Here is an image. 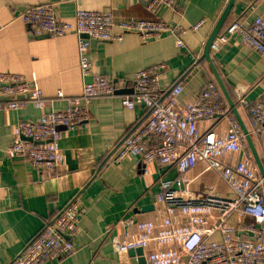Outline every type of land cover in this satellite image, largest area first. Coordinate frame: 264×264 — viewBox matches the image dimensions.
<instances>
[{"label":"crops","instance_id":"obj_1","mask_svg":"<svg viewBox=\"0 0 264 264\" xmlns=\"http://www.w3.org/2000/svg\"><path fill=\"white\" fill-rule=\"evenodd\" d=\"M227 1L175 0L173 8L150 11L145 0H0V72L20 74L33 81L43 93L46 103L42 111L46 113L65 110L68 99L81 93L83 79L78 69L77 38L73 32L59 37L34 35L30 27L16 17L24 8L51 3L59 19L66 22L74 20L76 4L91 11H110L115 22L160 19L188 25L206 19L198 32L182 37L183 47H178L176 37L170 34L148 42H142L134 32L124 33L120 40H90L88 55L93 71L113 80L117 92L92 98L88 120L75 129L61 130L59 146L65 169L62 174L42 178L23 158L7 159L3 154L12 141V127L20 120L38 118L42 111L26 99L19 108L0 111V264H10L75 196L86 212L72 239L73 252L60 260L41 264H142L143 251L141 255H130L113 249V238H121L124 232L117 225L128 216L153 218L158 207L159 182L173 181L177 172L172 167L151 164L145 174L138 157L119 163L111 161L123 139L144 114V108L126 109L120 101L122 95H132L136 71L156 64L166 65L158 74L159 82L164 87L182 83L183 97L201 91L207 82L215 83L220 89L215 71L253 141L247 127L254 132L251 116L247 109L236 105L234 87H248L247 97L252 102L264 98V63L259 53L243 45L238 37L231 36L218 50H210L209 59L203 55L206 39ZM262 14L264 0H234L219 33L235 19L251 21ZM224 101L228 106L225 98ZM214 127L225 133L229 128L228 120L215 118L200 124L201 129ZM242 137L255 164L244 135ZM258 139L262 148L259 157L264 165L259 135ZM205 167L204 163H198L190 171L192 182L187 186L190 193L227 197L228 188L219 174ZM149 205L152 208L144 210ZM245 221L252 219L247 217ZM210 238L219 240L220 235L215 233Z\"/></svg>","mask_w":264,"mask_h":264},{"label":"built area","instance_id":"obj_2","mask_svg":"<svg viewBox=\"0 0 264 264\" xmlns=\"http://www.w3.org/2000/svg\"><path fill=\"white\" fill-rule=\"evenodd\" d=\"M145 1L150 11L175 5V0ZM16 17L34 35L59 37L73 32L77 38L83 85L78 97L68 99L65 110L43 112L46 101L33 81L20 74L0 72V111L21 107L23 99L42 111L38 118L20 120L12 127V141L3 154L7 159L23 158L42 178L65 171L59 146L61 130L75 129L87 121L91 99L111 95L117 89L113 80L93 71L88 55L91 39L120 40L124 33L134 32L142 42H148L170 34L176 37L177 46L183 47L182 37L198 32L206 23L205 18L188 25L160 19L115 22L110 11H91L80 4H76L74 20L66 22L59 19L51 3L28 6ZM231 36L258 52L264 63V14L251 21H231L210 49L218 50ZM165 69L161 63L134 73L133 93L122 95L120 101L126 109L144 108V114L111 161L138 157L145 174L149 165L156 164L174 168L177 176L173 181L159 182L153 218L128 216L119 221L117 226L124 232L121 238H113V249L118 253L142 249L145 264H264V181L248 155L239 125L215 83L207 82L201 91L183 97L182 83L164 87L159 82L158 74ZM249 91L243 85L234 87L236 105L247 109L264 152V98L252 102L247 97ZM57 94L62 95L60 91ZM215 118L228 120L225 133L215 127L200 128L201 123ZM198 163L219 174L228 188L227 197L190 193L189 173ZM85 212L75 196L10 264H41L69 256ZM247 217L252 221L246 222ZM215 233L220 235L219 240L210 238Z\"/></svg>","mask_w":264,"mask_h":264},{"label":"water","instance_id":"obj_3","mask_svg":"<svg viewBox=\"0 0 264 264\" xmlns=\"http://www.w3.org/2000/svg\"><path fill=\"white\" fill-rule=\"evenodd\" d=\"M233 2H234V0H228L227 1L225 7L223 8L221 14L219 15V17L215 21V24H214L212 30L210 31V33H209V35H208V37L206 39V42L204 44L203 55L207 59H209V54H210V50H211L210 49L211 44H212L213 40L216 38V36L219 34V31H220V29H221V27L223 25V22L225 21V18H226L227 14L229 13V11H230V9H231V7L233 5ZM84 37H86V35H84ZM214 73H215V77H216L217 83L220 86V90H221V92L223 94V97L225 98V100H226V102L228 104V107L230 108L231 113L234 115L236 121L238 122V124H239V126L241 128V131H242V133L244 135V138H245V140L247 142V145H248V147L251 150V153H252L255 165H256V167L258 169L259 175L263 178V181H264V165H263V163H262V161H261V159L259 157V154H258V152H257V150H256V148H255V146L253 144L252 138H251V136H250L245 124L243 123L242 119L239 116V112H238L237 107L235 106V104L233 102V99L231 98V96L229 95L228 91L223 86V84H222L219 76L217 75V73L215 71H214ZM115 92H117V91H115ZM151 208H152V206L149 205V206H146L144 208V210L145 209L148 210V209H151ZM128 253L130 255H134V254H140L141 255L142 250L139 249V248L131 249V250L128 251ZM142 260L144 262V259H142ZM143 262H142V264L145 263V262L144 263Z\"/></svg>","mask_w":264,"mask_h":264},{"label":"trees","instance_id":"obj_4","mask_svg":"<svg viewBox=\"0 0 264 264\" xmlns=\"http://www.w3.org/2000/svg\"><path fill=\"white\" fill-rule=\"evenodd\" d=\"M247 127H248L249 131L252 132V136H253V144H254L255 148L257 149L259 155L262 156V148H261V146H260V142H259V139H258V135H257L255 132H253V131L251 130L250 126H247ZM33 238H34V237H33ZM33 238H32V239H33ZM32 239H31V240H32Z\"/></svg>","mask_w":264,"mask_h":264}]
</instances>
